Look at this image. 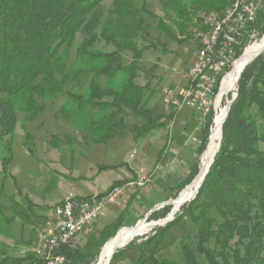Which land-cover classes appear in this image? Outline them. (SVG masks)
I'll return each instance as SVG.
<instances>
[{
	"label": "trees",
	"instance_id": "obj_1",
	"mask_svg": "<svg viewBox=\"0 0 264 264\" xmlns=\"http://www.w3.org/2000/svg\"><path fill=\"white\" fill-rule=\"evenodd\" d=\"M105 1L0 0V138L10 137L6 146L10 147L18 122L17 108L27 117L34 116L43 109L40 100L54 99L56 95L68 96L63 106L65 110L74 105L77 108L87 105L113 108L110 116L92 122L93 128L100 133L95 141L115 136L117 129H129L137 138H142L165 125L159 115L143 105L144 97H148L146 87L136 81L141 53L138 40L147 37L144 35L146 27L151 26L149 20L155 16L145 9L144 0H114L108 17ZM163 3L178 15L192 8V12H200L202 17L203 13L221 12L230 1L164 0ZM261 24L262 35L264 17ZM78 33L83 35L77 46L82 64L70 72L64 49L74 44ZM100 40L112 43L116 49L112 52L98 49L96 44ZM126 50L134 52L133 61L127 65L122 56ZM121 71L127 72V79L124 80ZM103 75L117 84L102 87L99 81ZM221 79L222 76L219 87ZM88 81L86 97L80 90L72 92V86L67 88L70 82L84 86ZM238 82V95L222 125L219 151L196 197L182 207L173 221L139 244L141 255L133 264H179L176 260L160 259L158 254L166 233L186 216L198 226V241L196 248L186 239L182 241L184 264H264V53L244 68ZM216 90L218 92L219 88ZM105 97H112V100H105ZM126 108L142 121L129 128L118 117ZM215 115L212 106L205 116H198L202 122L201 140L196 145L198 156L209 144ZM198 173L199 162L188 177L174 187L173 196L187 187ZM170 210L171 205H166L153 211L149 218L165 217ZM212 210L221 221L211 216ZM107 239L94 238L86 252L68 251V256L73 262L88 256L95 261ZM93 245L97 247L96 252L91 250ZM134 245L136 242L131 241L128 247ZM120 253L122 256L124 251L115 252L113 259L120 258ZM40 263L35 256L24 259L6 255L0 259V264Z\"/></svg>",
	"mask_w": 264,
	"mask_h": 264
},
{
	"label": "rangeland",
	"instance_id": "obj_2",
	"mask_svg": "<svg viewBox=\"0 0 264 264\" xmlns=\"http://www.w3.org/2000/svg\"><path fill=\"white\" fill-rule=\"evenodd\" d=\"M153 1L154 4L150 3L152 12L157 13L153 22L154 29L146 27L144 35L147 37L138 40V48L141 51L138 71H142L141 77H146L148 82L145 78L138 82L146 87L144 90L148 96L144 97L143 105L150 108L154 115H159L165 125L142 138H137L129 129L124 131L117 129L115 136L111 135L104 141H95L94 138L100 133L93 128L92 122L95 120L97 122L100 117L110 116L113 108L91 105L77 108V105H70L72 110L70 108L65 110L63 106L68 100L67 95H56L54 99L46 101L40 100L43 109L34 116L27 117L24 111L17 108L18 122L11 137L10 147L6 146V140L10 137L0 138V259L6 255L24 259L35 256L41 260L40 264H45L50 259H55L57 255H63L65 259L55 264H96L102 248L112 239L110 236L115 231L134 227L141 222L158 223L147 233L131 240L135 241L137 246L129 248L128 245L131 243L129 241L116 249L124 253L122 256L120 253V258L112 257L108 263L133 264L141 255L139 244L173 221L181 213L182 207L196 197L195 192L190 200L185 199L179 210L168 219L174 208L173 201L187 188H183L173 196L174 187L188 177L197 162L200 171L205 153L204 151L198 156L196 150V145L201 140L202 122L198 116L202 112L185 105L175 107L165 100L164 94L165 88L175 87L178 88L175 89L177 95L182 96L190 84V77L187 75L197 59L200 44L196 38L197 29L200 27L198 18L200 12L194 13L191 8L185 14L178 15L176 11L165 7L164 0ZM226 1L228 3L230 0ZM111 3L112 0H106L104 3L107 16L111 15L108 12L112 9L109 7H113ZM263 17L264 14L258 18L253 33L246 39L242 54L248 45L264 37V34L261 35ZM162 19L165 21L163 22ZM82 39L83 35L78 33L74 44L64 49L70 72L78 64H82L77 55V46ZM109 44L112 48V43ZM96 47L103 51L109 49L105 40H100ZM123 53L124 63L130 64L134 59V52L126 50ZM263 53L264 51L259 53L253 60ZM143 71L148 74H144ZM176 73L181 74L182 79L173 82ZM123 74L124 80L127 79V72L121 71V75ZM151 74L154 76L151 77ZM89 81L84 86L70 82L67 88L72 86V92L77 93L80 90L86 97L89 93L87 88ZM99 82L102 87L114 84L105 75ZM219 92L213 100V107L215 112L224 108L226 115L225 108L230 109L238 95V84L235 90L224 96L220 106L216 104ZM105 100L111 101L112 97H105ZM73 107L76 110H73ZM118 117L122 118L129 128L142 121L127 108L119 113ZM212 131L213 128L211 134ZM102 152L103 158H101ZM123 172L124 174L121 175ZM95 173L115 179L106 191L116 186H124V195L116 203L109 202L103 215L69 245L43 254V251L39 250L40 229L45 221L43 209L37 206L41 204L40 199L52 197L57 192L59 193L56 196L62 198V194L65 193V196L56 203L57 205L69 195L78 196L72 191L87 192L96 187L95 179L90 178ZM120 175L125 178L120 180ZM124 179L125 182L118 185ZM166 205H171V210L165 217L149 218L153 211ZM32 207L34 210H31ZM210 214L218 221L222 220L215 210L210 211ZM103 236L108 239L101 247L95 261L92 256H88L82 261L73 262L74 260L68 256V251L86 252L94 238L104 240ZM184 239L196 248L198 226L190 216H186L179 224L169 229L158 257L184 264L181 248ZM96 248L93 245L91 250L96 252ZM200 258L204 261L203 257Z\"/></svg>",
	"mask_w": 264,
	"mask_h": 264
},
{
	"label": "built area",
	"instance_id": "obj_3",
	"mask_svg": "<svg viewBox=\"0 0 264 264\" xmlns=\"http://www.w3.org/2000/svg\"><path fill=\"white\" fill-rule=\"evenodd\" d=\"M264 12V0H230L219 13H206L200 17L196 38L199 41L194 63L195 82H190L183 98L175 97V87L164 89L165 100L175 107L184 105L196 109L205 116L213 105L219 87V78L231 70L244 48L245 41L260 14ZM132 184V182H131ZM124 186H116L102 195L90 197L67 196L61 204L49 208L44 221H50V229L41 225L40 248L43 254L67 246V239L77 238L103 215L107 205L120 201ZM63 255H57L45 264H55Z\"/></svg>",
	"mask_w": 264,
	"mask_h": 264
},
{
	"label": "bare ground",
	"instance_id": "obj_4",
	"mask_svg": "<svg viewBox=\"0 0 264 264\" xmlns=\"http://www.w3.org/2000/svg\"><path fill=\"white\" fill-rule=\"evenodd\" d=\"M206 14V13H205ZM203 14V15H205ZM202 15V17H203ZM264 50V37L259 40L258 42H255L253 44L248 45L243 54L237 58L235 61L233 67L231 70L225 75L222 81V85L220 88L219 95L216 99V104L220 106V102L224 98L226 94L229 92L235 90L237 86V82L240 78V75L244 68L249 64L259 53H261ZM191 69H194V64L191 67ZM189 77H190V82H195V73L194 71L189 72ZM187 91V89L185 90ZM185 95V92L183 93L182 97L183 98ZM175 97L178 98L179 95H177V92L175 90ZM224 108H220L219 112H216V117L214 119V127L212 134L210 136V141L207 146V149L205 150V153L203 154L202 157V162H201V168L196 176V178L192 181L190 185L185 188L179 197L173 201L174 208L169 215L168 219L172 218L173 213L177 212L179 208L181 207L182 203L187 199L191 193L193 194L197 192L199 189L204 177L207 174V171L210 168V165L212 164V161L216 155V153L219 150L220 142H221V130H222V125L225 121L226 115L228 110H226V115L223 110ZM192 194V195H193ZM191 195V196H192ZM164 221H167V218L164 219ZM162 221V222H164ZM161 222V223H162ZM158 223H151V224H145L144 222L138 223L134 227H125L122 228L117 235H115L112 239H110L109 242H107L104 247L101 250V253L98 257V261L96 264H108L111 257L113 256L114 252H116L118 248L122 247L123 245L127 244L129 241H131L134 237L142 235L147 233L149 230H151L153 227H155ZM43 229H50V221H45ZM76 238H69L67 239V244L70 243L72 240ZM116 250V251H115ZM65 259L63 256L62 259L56 263L62 262Z\"/></svg>",
	"mask_w": 264,
	"mask_h": 264
},
{
	"label": "crops",
	"instance_id": "obj_5",
	"mask_svg": "<svg viewBox=\"0 0 264 264\" xmlns=\"http://www.w3.org/2000/svg\"><path fill=\"white\" fill-rule=\"evenodd\" d=\"M113 1L114 0H112V5H113ZM148 1H149V3H148ZM150 3H152V4H154V1L153 0H144V6H145V9L148 11V12H150L152 15H154V16H156V14L157 13H153L152 12V4H150ZM161 4V3H160ZM162 7H163V5H162ZM109 8H113V7H109ZM151 15V16H152ZM158 15H161V14H158ZM109 17V16H108ZM158 17V16H157ZM149 22L150 23H152L151 24V28H153L154 29V24H153V22H154V18H151L150 20H149ZM107 46H109V49H107L106 51L107 52H112V51H114L116 48H115V46L112 44V48L110 47L111 45L109 44V43H107ZM123 55H124V53H123ZM139 72V76L137 77V79H136V81H137V83L138 84H140L139 82H138V80H140V79H143L144 80V78H145V81L146 82H148V80H147V78L146 77H141V72L142 71H138ZM143 73L144 74H146L147 75V72H144L143 71ZM177 75H174V77H173V82H178V81H181V74L179 75L178 73H176ZM151 77H153L154 75H150ZM187 77H189V75H187ZM161 79V78H160ZM189 80V79H188ZM142 84V83H141ZM140 84V85H141ZM147 84V83H146ZM100 148V147H99ZM97 149V148H96ZM103 154V152L101 153V158H103V156H104V154ZM104 165V164H103ZM110 171V170H109ZM100 174V176L98 177V175ZM99 174H97V173H95V175L94 176H90V178H92V179H95V188H93V189H91V190H89V191H87V192H85V191H80V193H78V192H75V191H72L73 193H75L76 195H78V196H83V195H87V196H94V195H97V194H100V193H104L108 188H109V186L114 182V180L115 179H109L106 175H103V174H101V173H99ZM124 174V172L121 174V175H123ZM120 175V177L119 178H121L120 180H122L123 178H125V177H122ZM101 179H103V180H101ZM125 180V179H124ZM66 191V190H65ZM72 192H70V194L72 193ZM58 193L59 192H57V194L56 195H58ZM56 195H54V196H52V197H49V196H47V197H45V199H43V200H41L40 199V202L39 203H41L40 205L38 204H36L39 208H41V209H43L42 211L44 212V216H45V214H46V212H47V210L49 209V208H51V207H53V206H55L56 205V203L59 201V199H62L63 198V196H65V193H63L62 194V198H61V196H56ZM69 195V194H68ZM33 206H35V204L33 205ZM31 210H34V208L32 207L31 208Z\"/></svg>",
	"mask_w": 264,
	"mask_h": 264
},
{
	"label": "water",
	"instance_id": "obj_6",
	"mask_svg": "<svg viewBox=\"0 0 264 264\" xmlns=\"http://www.w3.org/2000/svg\"><path fill=\"white\" fill-rule=\"evenodd\" d=\"M230 108V107H229ZM229 111H230V109H228V112H227V115H226V118H227V116H228V113H229ZM226 118H225V120H226ZM225 122V121H224ZM221 133H222V130H221ZM220 148V147H219ZM219 151V150H218ZM214 160V159H213ZM212 163H213V161H212ZM211 166V165H210ZM210 169V168H209ZM209 172V170L207 171V173ZM204 179H205V177H204ZM204 179H203V181H204ZM203 181H202V183H203ZM202 183H201V185H202ZM200 185V186H201ZM198 192V191H197ZM120 231V230H119ZM119 231L117 232V234L119 233ZM116 234V235H117Z\"/></svg>",
	"mask_w": 264,
	"mask_h": 264
}]
</instances>
